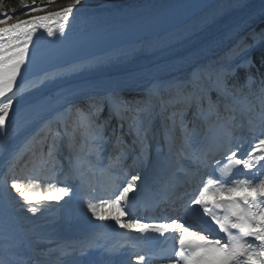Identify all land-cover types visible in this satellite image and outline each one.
<instances>
[{
    "label": "snow or ice",
    "instance_id": "6c2138e0",
    "mask_svg": "<svg viewBox=\"0 0 264 264\" xmlns=\"http://www.w3.org/2000/svg\"><path fill=\"white\" fill-rule=\"evenodd\" d=\"M64 2L17 0V6L13 0H0V133L5 137L14 104L20 103L27 90L21 81L26 80L29 67L36 63L33 51L39 49L40 34L46 33L54 39L66 38L73 29L76 13L84 7L82 0H67L66 6L48 11ZM98 59L93 57L73 64L72 69L92 66ZM250 63L245 61V64ZM59 75V72H45L35 81H27V87L34 88ZM251 79L247 77L245 83ZM203 80L202 70L197 69L187 79L154 77L139 98L129 99L120 91L98 96L68 90L54 102H37L31 122L43 120L37 133L42 134L41 147L31 151L20 171L16 166L21 158L19 154L9 162L7 173L0 178L5 195L15 192L33 215L53 202L58 204L65 197L71 198L74 189L70 183L41 174L46 165L51 166L50 171L55 170L65 137L71 149L79 133L80 151L86 143L90 155L98 157L108 144L107 130L111 128L112 135L116 136L117 128L122 129L127 124L132 143H126L123 136H116L119 146L116 162L122 175L112 176L110 167L107 171L111 183L106 195L89 198L84 203L92 218L112 221L124 230L123 242L105 248L106 255L113 258L108 264H264V110L257 119L247 121V134L253 142L246 147L244 121L237 119L236 109L227 102L230 97L235 99V86L229 85L227 72L217 73L211 87ZM172 90L175 95L167 98L161 95ZM212 91L217 93L216 100H212ZM261 91L264 92V88ZM205 99L207 109L203 106ZM156 101L162 108L178 103L191 106L196 102L206 131L195 147L192 139L199 133L188 127L183 116L177 122L174 113L167 119L172 120L173 130L179 127L182 146L175 147L164 122L161 137L155 127ZM52 103L56 105L55 114L43 119L53 111ZM221 103L226 115L221 114ZM105 110L107 115L102 117ZM113 119L117 121L116 127H112ZM129 159L131 164H128ZM92 163L90 161L89 166ZM80 167V156L76 154L75 171L79 172ZM201 169L204 172L200 182L179 197L182 217L147 220L134 214L133 209L141 203L137 200L140 185L146 192L151 191L160 181L169 183L177 172H182L183 182L189 184ZM241 170L242 174H238ZM153 233L159 237L173 235L172 255L160 247ZM69 247L83 254L91 243L81 242L78 247ZM125 249L130 253L126 262L119 258ZM61 254L68 253L61 250ZM0 264L5 262L0 260Z\"/></svg>",
    "mask_w": 264,
    "mask_h": 264
},
{
    "label": "bare ground",
    "instance_id": "6f19581e",
    "mask_svg": "<svg viewBox=\"0 0 264 264\" xmlns=\"http://www.w3.org/2000/svg\"><path fill=\"white\" fill-rule=\"evenodd\" d=\"M172 0H82L84 7L76 13L73 29L66 38L54 39L40 34L39 46L61 42L73 37H80L90 33H99L105 29L135 23L149 16ZM67 0L48 9L59 10L66 6ZM79 8L80 6L77 5ZM22 12V11H21ZM26 18V17H21ZM241 21L243 24L225 36L219 42L211 45L196 57L186 63L162 71L164 80L187 79L194 69L202 70L204 76L217 75L219 72L231 69L235 63L243 61L256 50V46L264 42V0H231L223 2L204 15L200 20L187 25L182 31L173 36H167L161 41L140 43L129 48L120 49L113 53V57L98 59L89 67L72 69L62 73L58 78L28 88L20 99L48 86L56 81L75 77L92 70H108L127 68L141 65L164 56L181 53L188 48H195L199 41L228 22ZM87 21V22H85ZM55 27V23L52 22ZM140 82V81H139ZM142 83V81H141ZM140 88L123 86L120 92H132ZM103 92H100V95ZM133 93V92H132ZM96 94H99L97 91ZM167 96V92H161ZM99 96V95H98ZM252 109L255 108L252 106ZM54 113H48L43 119H49ZM33 117L18 128L12 136L0 147V178L7 173L8 164L14 156L22 155L19 149L34 137L39 131L43 120ZM117 126V122L114 123ZM118 136H122L118 134ZM124 141L126 138L123 137ZM176 205V201L170 200ZM138 217V215H136ZM0 218L14 237L18 245L24 250L28 261H33L38 252H51L53 248L60 250L55 255L60 261L65 260L61 250L68 252L69 245L86 233L102 235L103 248H110L117 242H123L124 230L115 226L112 221H98L91 217L84 207L75 206L70 198L65 197L60 203L53 202L41 212L33 215L27 211L23 201L13 192L5 195L3 184L0 183ZM115 237V238H114ZM65 247V248H64ZM73 261L65 264H107V255L100 253L88 254L74 252ZM48 260V264L51 263Z\"/></svg>",
    "mask_w": 264,
    "mask_h": 264
},
{
    "label": "trees",
    "instance_id": "16d2710c",
    "mask_svg": "<svg viewBox=\"0 0 264 264\" xmlns=\"http://www.w3.org/2000/svg\"><path fill=\"white\" fill-rule=\"evenodd\" d=\"M13 3L18 6L17 0H13ZM23 10V9H21ZM256 63L257 66H260L262 68V72L264 74V48H262L257 54H256ZM256 68L253 67L252 71H255ZM247 71L245 69L240 70L239 75L237 77H233L232 79V85L236 86L237 88H240L245 80ZM241 84V85H240Z\"/></svg>",
    "mask_w": 264,
    "mask_h": 264
},
{
    "label": "rangeland",
    "instance_id": "374dc122",
    "mask_svg": "<svg viewBox=\"0 0 264 264\" xmlns=\"http://www.w3.org/2000/svg\"><path fill=\"white\" fill-rule=\"evenodd\" d=\"M264 45V42L262 43V44H259L258 46H256V48L257 47H262ZM65 248V247H64ZM54 249H56V248H53L52 250H50L51 252L54 250ZM53 252H55V251H53ZM53 252H52V254H53ZM48 253H50V252H48ZM54 255H52V257H53Z\"/></svg>",
    "mask_w": 264,
    "mask_h": 264
}]
</instances>
